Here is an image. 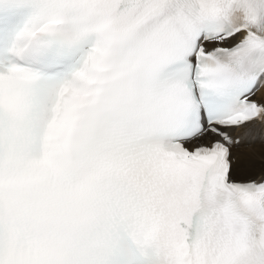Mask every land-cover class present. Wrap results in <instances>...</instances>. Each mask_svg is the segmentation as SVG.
Masks as SVG:
<instances>
[{
    "label": "snow or ice",
    "instance_id": "6c2138e0",
    "mask_svg": "<svg viewBox=\"0 0 264 264\" xmlns=\"http://www.w3.org/2000/svg\"><path fill=\"white\" fill-rule=\"evenodd\" d=\"M0 264H264V0H0Z\"/></svg>",
    "mask_w": 264,
    "mask_h": 264
}]
</instances>
